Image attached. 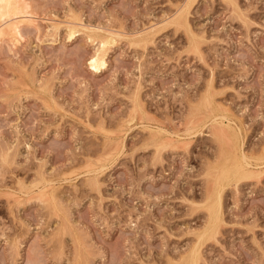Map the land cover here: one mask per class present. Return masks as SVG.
Here are the masks:
<instances>
[{
  "label": "rangeland",
  "instance_id": "1",
  "mask_svg": "<svg viewBox=\"0 0 264 264\" xmlns=\"http://www.w3.org/2000/svg\"><path fill=\"white\" fill-rule=\"evenodd\" d=\"M24 3L0 37V264H264V0ZM217 125L247 155L227 177Z\"/></svg>",
  "mask_w": 264,
  "mask_h": 264
},
{
  "label": "bare ground",
  "instance_id": "2",
  "mask_svg": "<svg viewBox=\"0 0 264 264\" xmlns=\"http://www.w3.org/2000/svg\"><path fill=\"white\" fill-rule=\"evenodd\" d=\"M230 1V0H229ZM193 2H194V0H193ZM191 5H192V3H191ZM183 6V5H182ZM186 6H187V4H186ZM180 9V8H179ZM185 10V9H184ZM183 10V11H184ZM189 12V11H188ZM26 13H27V6H26V4L24 3V0H0V37L2 36V35H4V34H7V33H9V34H11L12 35V39L15 41V42H19V40H20V38H22L23 37V35H22V30H21V26H22V24H24V23H28V22H31L32 21V19H30V18H28V17H26L25 15H26ZM176 13V12H175ZM29 14V13H28ZM30 15V14H29ZM186 15V14H185ZM185 15H183V16H185ZM187 16V15H186ZM171 17V16H170ZM168 19V18H167ZM186 19V18H185ZM184 19V20H185ZM35 21V20H34ZM33 21V22H34ZM186 22V21H185ZM31 24H32V22H31ZM77 24V23H76ZM157 24V23H156ZM169 24V23H168ZM188 23H186V25H187ZM189 24H191V23H189ZM64 25V24H63ZM155 25V24H154ZM193 25V24H192ZM62 26V25H61ZM156 26V25H155ZM184 26V25H183ZM188 26H190V25H188ZM187 26V27H188ZM71 27H72V24H71ZM81 27V26H80ZM96 27V26H95ZM99 27V26H98ZM151 27H152V25H151ZM185 27V26H184ZM53 28V27H52ZM56 28V27H55ZM100 28V27H99ZM189 28V27H188ZM188 28H187V31H188V34L189 33H191V32H189V30H188ZM83 29V28H82ZM76 30V29H75ZM81 30V29H80ZM70 31V30H69ZM84 31V30H83ZM141 31V30H140ZM55 32V31H54ZM90 32H91V30H90ZM127 32V31H126ZM150 32H151V30H150ZM88 33V32H87ZM136 33V32H135ZM69 34V33H68ZM108 34V33H107ZM111 34V33H110ZM153 34H154V32H153ZM190 35H192V34H189V36ZM194 35H195V33H194ZM90 36V35H89ZM97 36V35H96ZM115 36V35H114ZM117 36V35H116ZM115 36V37H116ZM119 36V35H118ZM153 36V35H152ZM193 36V35H192ZM192 36H191V38H192ZM111 37V36H110ZM109 36H108V38H110ZM195 37H196V35H195ZM132 38V37H131ZM137 38V37H136ZM142 38V37H141ZM150 38V37H149ZM112 39V38H111ZM111 39L109 40L108 39V42L109 41H111ZM134 39V38H133ZM12 40V41H13ZM116 40V39H115ZM114 40V41H115ZM130 40V39H129ZM113 41V40H112ZM143 41H144V39H143ZM146 41L147 40H145V42L144 43H146ZM107 41H105V40H101L100 41V47H99V49L97 50V52L96 53H94L91 57H90V62H88L91 66H92V69L94 68V70L95 69H99V68H101L104 64H105V56H106V44L108 43ZM114 43V42H113ZM112 43V44H113ZM97 44V43H96ZM108 45V44H107ZM145 45V44H144ZM195 48V47H194ZM108 50V49H107ZM107 58V57H106ZM107 60V59H106ZM101 70V69H100ZM98 72V71H97ZM210 92V91H209ZM209 92H208V95H209ZM137 98V97H136ZM206 99H209V98H206ZM212 99V98H211ZM211 101V100H210ZM138 102V101H137ZM204 102V101H203ZM212 103H213V100H212ZM220 103V102H219ZM205 105V104H204ZM137 106H138V108H139V105H138V103H137ZM202 106V105H201ZM197 107H199V106H197ZM210 107H212V106H210ZM216 110H217V108H216ZM141 111V110H140ZM213 111V110H212ZM215 111V110H214ZM219 111V110H218ZM139 112V111H138ZM228 112V111H227ZM135 113V112H134ZM201 113V112H200ZM214 113H216V112H214ZM222 113V112H221ZM225 112H223V114H224ZM235 113V112H234ZM212 114V113H211ZM226 114V113H225ZM228 114V113H227ZM229 115V114H228ZM193 116V115H192ZM215 116V115H214ZM220 117H221V115H219ZM238 116V115H237ZM203 117H206V116H203ZM224 117H226V116H224ZM130 118V117H129ZM211 118V117H210ZM214 118V117H213ZM190 119V118H189ZM217 119V118H216ZM227 119V118H226ZM238 119V118H237ZM198 120V119H197ZM239 120V119H238ZM125 121V120H124ZM147 121H149V120H147ZM208 121V120H207ZM213 121V120H212ZM216 121V120H215ZM235 122V121H234ZM241 122V121H240ZM217 123H218V121H217ZM233 123V122H232ZM124 124V123H123ZM143 124V123H142ZM152 124V123H151ZM204 124V123H203ZM240 124V123H239ZM128 125V124H127ZM150 125V124H149ZM185 125V124H184ZM191 125V124H190ZM202 125V124H201ZM205 125V124H204ZM226 125V124H225ZM231 125V124H230ZM159 126V125H158ZM197 126V125H196ZM213 126V125H212ZM228 126V125H227ZM241 126V125H240ZM148 127V126H147ZM188 127V126H187ZM192 127V126H191ZM200 127V126H199ZM201 127H203V126H201ZM200 127V128H201ZM145 128V127H144ZM157 128H159V127H157ZM198 128V127H197ZM196 128V129H197ZM233 128H234V126H233ZM239 128V127H238ZM242 128V127H241ZM128 129H130V128H128ZM149 129V128H148ZM155 129V128H154ZM187 129V128H186ZM189 129V128H188ZM236 129V128H235ZM244 129H245V127H244ZM159 130V129H158ZM161 130V129H160ZM159 130V131H160ZM172 130V129H171ZM179 130V129H178ZM192 130V129H191ZM150 131H151V129H150ZM155 131V130H154ZM158 131V132H159ZM165 131H167V129H165ZM169 131V130H168ZM182 131V130H181ZM186 131V130H185ZM190 131V130H189ZM213 131V130H212ZM232 131H233V129H232ZM236 131V130H235ZM234 131V132H235ZM127 132V131H126ZM170 132V131H169ZM180 132V131H179ZM198 132V131H197ZM156 133V132H155ZM170 133H172V132H170ZM178 133V132H177ZM184 133V132H183ZM231 133V132H230ZM166 134V133H165ZM174 134H176V133H174ZM190 134V133H189ZM194 134V133H193ZM214 134H215V136L219 139V140H221L222 142H223V144H224V147H226L225 148V150L227 149V155H229V154H235V156H234V167H232V168H229V167H222V168H227L226 170H224V174H226V177L230 174V172H232V173H234V171H235V173L234 174H236V172H237V169H239V167H241L242 168V166H240L242 163H241V161H240V158L242 157H240L239 158V156H237L238 154H236V151L235 152H233L232 151V149L230 150V149H228L227 148V146H225V144H228V139H229V135H228V132H227V130L225 129V127L224 126H221V125H217V127L214 129ZM232 134H234V133H232ZM237 134H238V132H237ZM126 135V134H125ZM177 135H179V134H177ZM239 135V134H238ZM124 136V135H123ZM186 136V135H185ZM233 136V135H232ZM236 135H234V138H236L235 137ZM160 137V136H159ZM168 137V136H167ZM184 137V136H183ZM125 138V137H124ZM155 138V137H154ZM178 138V137H177ZM232 138V137H231ZM110 139V138H109ZM161 139V138H160ZM244 139V138H243ZM261 139V138H260ZM262 139H263V137H262ZM106 140V139H105ZM155 140V139H154ZM153 140V141H154ZM247 140H248V137H247ZM258 140H259V138H258ZM112 141V140H111ZM238 141V140H237ZM240 141V140H239ZM261 141V140H260ZM259 141V142H260ZM250 142V141H249ZM184 143V142H183ZM238 143V142H237ZM236 143V144H237ZM244 143H247V142H244ZM243 143V144H244ZM255 143V142H254ZM253 143V144H254ZM256 143H257V141H256ZM123 144V143H122ZM154 144V143H153ZM192 144V143H191ZM222 144V145H223ZM250 144V143H249ZM252 144V143H251ZM260 144V143H259ZM255 145V144H254ZM257 145V144H256ZM261 145V144H260ZM123 146V145H122ZM232 146V145H231ZM238 146V145H237ZM241 146V145H240ZM251 146H253V145H251ZM121 148V147H120ZM155 148V147H154ZM238 148V147H237ZM237 148H233V150H236ZM241 148V147H240ZM244 148H247V147H244ZM261 148V147H260ZM160 150H161V148H159ZM172 149V148H171ZM176 149V148H175ZM179 149V148H178ZM185 149V148H184ZM242 149V148H241ZM255 149H256V147H255ZM258 149V148H257ZM123 150V149H122ZM250 151V150H249ZM253 151H254V149H253ZM256 151V150H255ZM242 152V151H241ZM119 153H120V151H119ZM229 153V154H228ZM243 153V152H242ZM244 153H246V152H244ZM116 154V153H115ZM225 154V153H224ZM256 154V156L258 155L257 153H255ZM260 154V153H259ZM223 155V154H222ZM226 155V154H225ZM243 155V157L241 158V159H243V160H245L244 158H247L246 156H244V154H242ZM261 155H262V153H261ZM260 155V156H261ZM112 156H114V155H112ZM159 156V155H158ZM233 156V155H232ZM252 157V156H251ZM253 157H255V156H253ZM160 158V157H159ZM221 158V157H220ZM227 158V157H226ZM225 158V159H226ZM228 158H230V157H228ZM250 158V157H249ZM257 158V157H256ZM263 158V157H262ZM111 159V158H110ZM114 159V158H113ZM260 158H258V160H259ZM115 160V159H114ZM228 160V159H227ZM113 161V160H112ZM111 161V162H112ZM110 162V163H111ZM219 162V161H218ZM226 163H227V161H225ZM243 162V161H242ZM247 162V161H246ZM246 162H244V163H246ZM251 162V161H250ZM262 162V161H261ZM8 163V162H7ZM11 163V162H10ZM108 163V162H107ZM210 163V162H209ZM229 163V162H228ZM100 164V163H99ZM215 164H216V162H215ZM219 164V163H218ZM247 164H249V163H247ZM259 164V163H258ZM258 164H255V165H258ZM106 165V164H105ZM226 165V164H225ZM233 165V164H232ZM243 165V164H242ZM260 165V164H259ZM107 166V165H106ZM217 166V165H216ZM222 166H224V163H223V165ZM254 166V165H253ZM104 167V166H103ZM210 167V166H209ZM212 167H214V166H212ZM221 167V166H220ZM264 167V166H263ZM102 168V167H101ZM100 168V169H101ZM214 168H216V167H214ZM221 168V169H222ZM99 169V168H98ZM211 169V168H210ZM217 169V168H216ZM215 169V170H216ZM251 169V168H250ZM258 169V168H257ZM103 169H101V171H102ZM245 170V169H244ZM243 170V171H244ZM252 170H254V169H252ZM94 172L96 171V170H93ZM239 171V170H238ZM242 171V170H241ZM248 171V170H247ZM246 171V172H247ZM207 173H209V172H207ZM222 173V172H221ZM242 173V172H241ZM240 173V174H241ZM243 173H245V172H243ZM220 174V173H219ZM249 174V173H248ZM251 174V173H250ZM254 174V173H253ZM258 174V173H257ZM260 174V173H259ZM97 175V174H96ZM247 175V174H246ZM221 176V175H220ZM251 176V175H250ZM255 176V175H254ZM40 177H44V176H40ZM210 177V176H209ZM217 177V176H216ZM230 177V176H229ZM232 177H233V175H232ZM240 177V176H239ZM241 177H243L242 175H241ZM238 178V177H237ZM247 178V177H246ZM257 178V177H256ZM43 179V178H42ZM41 179V180H42ZM230 179V178H229ZM234 179V178H233ZM224 179H222V181H223ZM239 180V179H238ZM237 180V181H238ZM38 180H36L35 182H37ZM48 181V180H47ZM50 181V180H49ZM218 181V180H217ZM230 181V180H229ZM258 181V180H257ZM40 182V181H39ZM225 183H226V181H224ZM235 182V181H234ZM241 182V181H240ZM239 182V183H240ZM252 182V181H251ZM41 183V182H40ZM221 183V182H220ZM219 183V184H220ZM228 183V182H227ZM226 183V184H227ZM236 183V182H235ZM238 183V184H239ZM27 184V183H26ZM37 184H38V182H37ZM96 184V183H95ZM208 184H209V182H208ZM212 184V183H211ZM218 184V185H219ZM226 184L225 185H222V186H226ZM33 185H35V184H33ZM41 185V184H40ZM43 185V184H42ZM214 185V184H213ZM36 186V185H35ZM34 186V187H35ZM96 186H97V184H96ZM221 186V187H222ZM234 186H237V185H234ZM19 187H20V185H19ZM26 187V186H25ZM37 187V186H36ZM39 187V186H38ZM55 187V186H54ZM217 187V186H216ZM219 187V186H218ZM40 188V187H39ZM213 188V187H212ZM223 188V187H222ZM222 188H220V190L222 189ZM215 189V188H214ZM33 190V189H32ZM54 190V189H53ZM216 190H218V189H216ZM34 191V190H33ZM40 191V190H39ZM24 192V191H23ZM43 192V191H42ZM51 192V191H50ZM53 192V191H52ZM51 192V193H52ZM213 192H215V191H213ZM224 192H225V190H224ZM223 192V193H224ZM27 193V192H26ZM218 193V192H217ZM215 194V195H219V194ZM54 194V193H53ZM52 195V194H51ZM220 196V195H219ZM218 196V197H219ZM53 197V196H52ZM209 199H212V198H214V196L213 195H209V197H208ZM220 198H221V196H220ZM51 199H54V198H51ZM215 199V198H214ZM207 200V199H206ZM223 200V199H222ZM56 201V200H55ZM213 201H215V200H213ZM209 202V201H208ZM210 202H212V201H210ZM218 202H219V200H218ZM16 203V202H15ZM22 203H24V202H22ZM215 203H217V199H216V202ZM209 204V203H208ZM214 203H210L209 204V209H210V212L211 213H213L214 212V205H213ZM218 204V203H217ZM222 204H223V202H222ZM220 205V204H219ZM218 205V206H219ZM206 206V205H205ZM217 206V205H216ZM220 207V206H219ZM56 208V210H57V207H55ZM207 208V209H208ZM208 209V210H209ZM216 209V208H215ZM218 209V208H217ZM59 211V210H58ZM218 211V210H217ZM62 212V211H61ZM59 213V212H58ZM210 213V214H211ZM219 213V212H218ZM210 214L208 215L209 216V218L211 219V217H210ZM212 215H214V214H212ZM215 216H216V214H215ZM65 217V216H64ZM214 217V216H213ZM217 218V217H216ZM215 218V219H216ZM208 219V218H207ZM213 219V218H212ZM222 219V218H221ZM66 220V219H65ZM207 222H209V219L208 220H206ZM212 221V220H211ZM213 221H214V219H213ZM222 221H224V220H222ZM226 221V220H225ZM206 222V223H207ZM212 223V222H211ZM208 224H210V222L208 223ZM218 224V223H217ZM209 226V225H208ZM211 226H212V224H211ZM214 226H216V225H214ZM216 228V227H215ZM203 229H205V226L203 227ZM209 229V228H208ZM213 229V228H212ZM206 231H207V227H206V229H205ZM199 231V230H198ZM197 231V232H198ZM201 232H202V230H200ZM199 231V232H200ZM210 231V230H209ZM213 232V231H212ZM214 232H215V230H214ZM203 233H205L204 231L202 232V234ZM211 233V232H210ZM197 234V233H196ZM212 234V233H211ZM198 235H201L200 233L198 234ZM205 235H206V233H205ZM213 236H214V233H213ZM198 238H199V236H198ZM203 238H205V237H203ZM202 238V239H203ZM214 238V237H213ZM216 238V237H215ZM206 240V239H205ZM197 241V240H196ZM215 241V240H214ZM204 242V240H202V243ZM208 242V241H207ZM196 244V243H195ZM195 244H194V247L192 246V248H194L195 249ZM203 246V245H202ZM191 248V249H192ZM190 249V250H191ZM201 249V248H200ZM193 251V250H192ZM196 250H194V252H195ZM197 251H198V249H197ZM201 252V251H200ZM200 252H198V253H200ZM193 253V252H192ZM197 253V254H198ZM184 254H186V253H184ZM196 254V255H197ZM202 254V253H201ZM187 255V254H186ZM183 256V255H182ZM194 256V255H193ZM199 256V255H198ZM189 257H190V255H189ZM192 257V256H191ZM77 258H79V257H77ZM193 258V257H192ZM80 259V258H79ZM174 259V258H173ZM185 259V258H184ZM188 259V258H187ZM187 259H186V261H187ZM175 260V259H174ZM174 260H172V261H174ZM181 260H182V258H181ZM192 260H194V259H192ZM83 262V261H82ZM86 262V261H85ZM182 262V261H181ZM183 262H185L184 260H183ZM194 261H192L191 263H193ZM175 263V262H174ZM189 263H190V261H189ZM179 264H181V263H179Z\"/></svg>",
  "mask_w": 264,
  "mask_h": 264
}]
</instances>
